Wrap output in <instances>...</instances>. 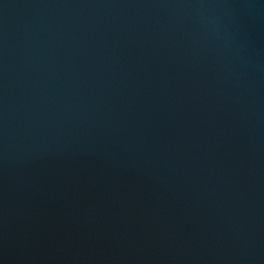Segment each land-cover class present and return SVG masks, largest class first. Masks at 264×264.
Returning <instances> with one entry per match:
<instances>
[{"label":"water","instance_id":"1","mask_svg":"<svg viewBox=\"0 0 264 264\" xmlns=\"http://www.w3.org/2000/svg\"><path fill=\"white\" fill-rule=\"evenodd\" d=\"M0 264H264V0H0Z\"/></svg>","mask_w":264,"mask_h":264}]
</instances>
